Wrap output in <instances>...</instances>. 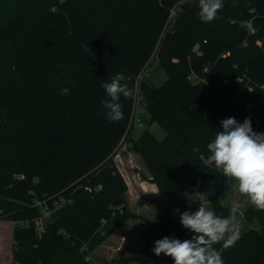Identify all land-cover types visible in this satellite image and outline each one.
I'll use <instances>...</instances> for the list:
<instances>
[{"label":"trees","instance_id":"16d2710c","mask_svg":"<svg viewBox=\"0 0 264 264\" xmlns=\"http://www.w3.org/2000/svg\"><path fill=\"white\" fill-rule=\"evenodd\" d=\"M198 13L199 0H0V219L14 223V262L93 264L86 257L137 218L112 161L124 140L169 196L146 221L148 255L135 264H173L154 255V242L191 238L175 218L187 210L186 189L211 194V210L226 218L237 181L199 157L224 119L248 118L264 133V0H223L210 23ZM153 58L167 76L160 86L143 74ZM117 73L133 95L121 96L124 119L110 122L102 84ZM136 91L162 140L148 128L131 138ZM36 202L52 209L40 226ZM245 217L260 229L216 243L224 264H264V209L250 206Z\"/></svg>","mask_w":264,"mask_h":264},{"label":"clouds","instance_id":"9594fccd","mask_svg":"<svg viewBox=\"0 0 264 264\" xmlns=\"http://www.w3.org/2000/svg\"><path fill=\"white\" fill-rule=\"evenodd\" d=\"M222 8L223 0H199V18L210 23ZM241 26L251 28L247 21ZM102 87L107 96L101 101L107 110L106 117L110 122H119L124 119L121 96L129 99L133 92L120 73ZM61 91L70 94L68 88ZM220 123L222 130L207 144L210 155L205 157L201 153L200 160L237 181L239 192L248 196L257 208L264 209V133L254 132L248 118L240 123L230 117ZM194 151L199 152V149ZM179 219L181 225L192 233L191 238L180 240L166 236L156 240L151 249L154 255L168 256L173 264H224L221 252L214 245L221 241L225 248L234 244L239 235L238 226L204 206H199L195 212L184 211Z\"/></svg>","mask_w":264,"mask_h":264},{"label":"rangeland","instance_id":"374dc122","mask_svg":"<svg viewBox=\"0 0 264 264\" xmlns=\"http://www.w3.org/2000/svg\"><path fill=\"white\" fill-rule=\"evenodd\" d=\"M257 44L261 45L260 41H257ZM143 74H147L155 86H160L167 78L164 69L158 66L154 58ZM135 95L138 97V94L135 93ZM136 118L140 120L136 121ZM147 128L156 140L160 141L165 137V131L159 123H149V116L142 102L138 101L135 114L133 112L131 119V138L138 139ZM112 161L125 183V190L122 192L125 204L137 218L127 220L128 222L124 227L114 230L86 259L93 264H135L137 256L145 257L148 255L142 238V233L147 227L146 221L155 219L168 203L169 196L160 193L158 190V196L151 192L152 190L149 188L152 189L155 186L150 182L151 175L139 153L128 149L127 140H124L112 154ZM145 186L148 189H145ZM183 197L187 205L186 211L195 212L199 206L211 210V194H206L196 187L186 189ZM225 204L229 207L226 218L238 226V237L249 229H260V224L256 218L248 221L245 217L247 208L255 205L248 196L239 192L237 182L226 193ZM179 217L180 214L175 215V218L180 222ZM13 225L14 223L10 220L0 219V264H17L10 257V252L13 249V243L10 242V230H12Z\"/></svg>","mask_w":264,"mask_h":264},{"label":"built area","instance_id":"2783aa9c","mask_svg":"<svg viewBox=\"0 0 264 264\" xmlns=\"http://www.w3.org/2000/svg\"><path fill=\"white\" fill-rule=\"evenodd\" d=\"M194 49L197 51V50H198V46L196 45V46L194 47ZM142 76H143V74L140 75L139 77H142ZM190 79H191L192 81H194V80H195V77L191 76ZM136 94H138L137 91H136ZM138 101H141V97H140L139 94H138V97H136V95H135V97H134V108H133V112H134V114H135V110H136V107H137V103H138ZM139 120H140L139 118H136V121H139ZM100 187H101L100 185H97L94 189H95V190H98V189H100ZM86 189H87V190H91L90 187H86ZM62 202H63V201H62ZM36 204H38V205L40 206V211H41V213H42V216H41V218L36 219L35 223H36L37 226H40L41 223H42V218L49 217L50 213L52 212V209H49V208H48L46 205H44L42 202H36ZM60 205H61L60 203H56L55 208H58Z\"/></svg>","mask_w":264,"mask_h":264},{"label":"crops","instance_id":"0c3cea01","mask_svg":"<svg viewBox=\"0 0 264 264\" xmlns=\"http://www.w3.org/2000/svg\"><path fill=\"white\" fill-rule=\"evenodd\" d=\"M130 155V154H129ZM130 157H131V155H130ZM120 159H121V157H119ZM143 186V185H142ZM145 189H148V187L146 188V186L144 187ZM143 188V189H144ZM150 190H152L151 192L155 195V196H158L157 194H158V191H157V188L154 186L152 189L151 188H149ZM127 222L128 221H126L122 226H120L118 229H120V228H122V227H124L126 224H127ZM117 229V230H118ZM10 242H12L13 243V238H12V230H10ZM9 242V243H10ZM95 251V250H94ZM10 252V251H9ZM10 257H11V259L13 260V256H12V250H11V252H10Z\"/></svg>","mask_w":264,"mask_h":264},{"label":"water","instance_id":"95a60500","mask_svg":"<svg viewBox=\"0 0 264 264\" xmlns=\"http://www.w3.org/2000/svg\"><path fill=\"white\" fill-rule=\"evenodd\" d=\"M124 208H125V206L122 207V209H124Z\"/></svg>","mask_w":264,"mask_h":264}]
</instances>
